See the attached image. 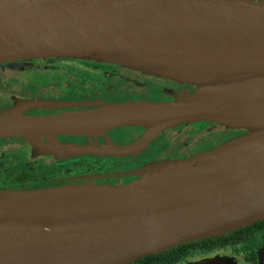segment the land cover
<instances>
[{"label": "water", "instance_id": "obj_1", "mask_svg": "<svg viewBox=\"0 0 264 264\" xmlns=\"http://www.w3.org/2000/svg\"><path fill=\"white\" fill-rule=\"evenodd\" d=\"M47 57L113 63L195 89L165 100L21 99L19 107L87 106L6 107L0 136L142 126L126 143L38 140L32 156L134 154L188 121L240 131L115 173L136 175L125 182L0 188V264H128L264 218V0H0V62ZM245 145L255 147L199 161Z\"/></svg>", "mask_w": 264, "mask_h": 264}, {"label": "flooded vegetation", "instance_id": "obj_2", "mask_svg": "<svg viewBox=\"0 0 264 264\" xmlns=\"http://www.w3.org/2000/svg\"><path fill=\"white\" fill-rule=\"evenodd\" d=\"M74 59L77 58L47 57L42 59L39 58V59L7 60L0 62V69L19 70V67L21 68L23 67V65H26L29 69L40 67L41 65L46 66L47 69H53V66L62 67L67 65V64H62L63 61L65 60H74ZM92 62H95L96 65L95 67L94 66L89 67V69H91V72L94 74L100 73L101 74L100 77L98 75V77L93 79L92 82L85 84L84 86L75 84L73 86H69L68 89L61 88V91L59 90L60 87L55 86L54 88L58 89L59 93H55V92L48 93L47 90H44L43 88L41 90V93L39 94L36 93V91H34L35 85H30L29 88L30 87L31 88L29 90H23V89L19 90L18 88L19 83L17 81L18 79L13 75H8L6 78L2 79L1 81V85L3 86L4 84L5 88L4 86L0 88V110L5 109L6 107L14 106L15 109L14 111L19 113V102H21V99H28V98L43 99L49 101L80 100L87 98L97 99V100H110L107 93H104V90L108 87L107 84L105 85L106 83L105 77L108 78L107 75L113 73L112 71H109L110 69L119 71V74H117L116 76L119 78V81L121 83L123 82L125 84L126 89H128L129 91H131V89H129V87L131 86L140 87L141 85L143 86L145 84L150 85V83H154V84L158 83L156 85L162 89L165 87L164 86L165 84L168 85L171 83H175V81L168 78H162L150 74H145L138 70L129 69L127 67H123L117 64L97 62V61H92ZM121 73H123L124 76H122ZM134 77H136L139 80L133 79ZM92 86L94 88L92 92L89 91L90 94L87 91H83L84 88L90 89ZM97 86L98 88H96ZM170 97H168V99ZM161 99H164V97H162ZM84 106L87 105H71V106H63V107H29L28 109H25L20 113L44 114L50 112H57L61 110L83 108ZM197 121H203L209 124L212 123L205 120H197ZM187 123L188 122H182L180 123V125ZM110 130H113V128ZM138 131L140 134L142 130L139 129ZM93 136L94 135L92 134H65V133L54 134V136L40 135L37 139L23 134L0 136V142H1L0 154L4 153L5 148H7L6 150H8L12 155H16V157L19 156L21 158L20 160L21 164H17L16 165L17 167L11 163V166L9 168L6 167L2 171H0V188H20L19 174L27 170L32 172L33 175L38 178V180L24 187H35V186L58 184V182L52 183L51 181L52 179H57L60 182L65 181L66 183V181L69 179H78V178L83 179L84 181H94L95 183L108 184L104 181H99L98 180L99 177L101 176V178H104L105 175H111L117 172L129 170L145 161H148V158L146 159L142 157L143 156L142 151L146 149L147 145L143 146L140 150H138L134 154L110 155V154L80 153V154H72L62 157H52L47 154H37L32 156L30 155V151L28 147V144L34 143L38 140L51 142V143L87 144V143L95 142L92 140ZM54 137L55 139L57 137L58 141L53 140ZM23 147L25 150H23ZM24 151L26 154L25 158H24ZM140 152H141V156H140ZM165 155L166 158H176V157L186 156L187 153H184L182 151H177V152L171 151L165 153ZM144 156H146L145 153ZM118 157H122V158L124 157V160L128 159L131 161L140 159V163L136 162L134 165H129L125 170H119V169L115 170L112 168L113 163L111 161L123 160ZM156 157H161V156L156 155ZM83 159H86V161L82 162ZM73 164L79 166V168L72 169ZM19 168H21L20 172H19ZM105 168H109V169H105ZM11 169L12 170L14 169L15 173H11L12 172ZM42 181H44L45 184H38L39 182ZM249 229L250 231L245 230V232L236 233L211 242H200L196 244H189L186 248L187 251L186 254L184 253L177 255L176 258L174 259H172L173 255H170V256H164L163 258L158 259V261L155 262L153 261L148 263V262L140 261L138 258L133 261V264H189L190 261L196 259H200V260L209 259L210 260L209 264H264V223L255 225L254 227H251ZM202 238L190 240V242H195L196 240ZM185 242H189V241H185Z\"/></svg>", "mask_w": 264, "mask_h": 264}, {"label": "rangeland", "instance_id": "obj_3", "mask_svg": "<svg viewBox=\"0 0 264 264\" xmlns=\"http://www.w3.org/2000/svg\"><path fill=\"white\" fill-rule=\"evenodd\" d=\"M23 64V63H21ZM62 64H67L65 66L55 67L53 69H47L46 66H40L36 68L29 69L26 65L23 67H19V70H1L0 69V88L3 86L1 85L2 79L6 78L8 75H13L16 77L19 83V90H29L30 85H35L34 91L36 93H41V90H47L48 93H59L61 88L68 89L69 86H73L75 84L84 86L93 81L96 77L101 76L100 73L94 74L91 72L89 67L96 65L95 62L90 60H65ZM112 74H108V78H106L107 88L104 90V93H107L108 97L111 101H124V100H133V99H146V100H165L170 97V92L174 93H182L184 91H192L195 87L189 83H180L175 82L168 85H164V88L158 87L154 83H150V85H141L138 86H131L129 89H126L125 84L119 81V78L116 76L119 74V71L110 69ZM2 75V76H1ZM124 76L123 73H121ZM121 76V77H122ZM133 79H137L134 77ZM139 80V79H137ZM18 85V84H16ZM45 85V86H43ZM131 85V84H129ZM60 87V89H55L54 87ZM99 86V85H98ZM98 86L96 88H98ZM93 86L90 89L84 88L83 91H87L89 93L93 91ZM33 90V89H31ZM58 90V91H56ZM73 91V90H71ZM103 91V90H102ZM165 91V92H164ZM90 94V93H89ZM164 97V99H161ZM29 107H19V111L22 112ZM113 130H110L112 129ZM110 129H104L101 132H96L92 138L93 141L100 143L103 141H111L114 143H126L130 142L135 139L139 135V129L142 130V126L140 125H119L115 127H111ZM240 130L236 128H225L217 123H206L203 121H188L187 124L180 125V123L165 127L161 129L152 139H150L144 146L146 149L142 151L143 158H148V160H152L157 158V156H161L162 158H166L165 153L168 152H177L182 151L184 153L191 154L195 151H200L209 147L214 146L215 144L230 138L237 134ZM54 136V135H52ZM109 136V137H108ZM126 136V137H125ZM105 137V138H104ZM125 137V138H124ZM53 140L58 141L57 137L53 138ZM91 140V139H90ZM116 140V141H115ZM123 140V141H120ZM1 143V142H0ZM13 144V143H12ZM155 145V146H154ZM0 154V171L5 169L6 167L9 168L11 163L15 166L17 164H21V158L16 155H12L8 150ZM23 150L24 147H23ZM144 153L146 156H144ZM25 151H24V158H25ZM141 156V152H140ZM139 156V157H140ZM123 160H113L111 161L112 168L117 170H125L129 165H134L136 162L140 163V159L136 160H128L124 157H118ZM86 159H83L82 162H85ZM145 161V160H144ZM69 165V164H67ZM17 167V166H16ZM79 166L73 164L72 169H78ZM109 169V168H105ZM10 171V170H9ZM11 173H15L14 169H11ZM21 168H19V172ZM136 175L131 173H122V174H111L105 175L104 178L99 177V181H104L106 183H115V182H125L135 178ZM52 183H65V181L60 182L57 179H52ZM84 181L83 179H69L67 182H74L80 183ZM94 182V181H92ZM95 183V182H94ZM38 184H45L44 181L39 182ZM209 259H196L189 262V264H209ZM128 264H133L130 262Z\"/></svg>", "mask_w": 264, "mask_h": 264}, {"label": "trees", "instance_id": "obj_4", "mask_svg": "<svg viewBox=\"0 0 264 264\" xmlns=\"http://www.w3.org/2000/svg\"><path fill=\"white\" fill-rule=\"evenodd\" d=\"M32 175H33V173L28 171V170L21 172L19 174V187L21 188V187L30 185V184L34 183V181L38 180L37 177H35L34 175L32 176ZM263 223H264V218H261L259 220H256V221L250 223V224H246V225L238 227L234 230H231L227 233L218 234V235L209 236V237H204L202 239L196 240L195 242H190V241L189 242H181L175 246L170 247L168 250H164V251L157 252V253H150V254H147L145 256H142L139 258V260L150 263L153 261L154 262L158 261V259L163 258L164 256H170V255H173L172 259H174V258H176L177 255L184 254V253L186 254V252H187L186 248L189 244H196V243H200V242H211V241L221 239V238H224V237L236 234V233L245 232V230L250 231L249 228L254 227L255 225L263 224Z\"/></svg>", "mask_w": 264, "mask_h": 264}, {"label": "bare ground", "instance_id": "obj_5", "mask_svg": "<svg viewBox=\"0 0 264 264\" xmlns=\"http://www.w3.org/2000/svg\"><path fill=\"white\" fill-rule=\"evenodd\" d=\"M252 147H255V145H245V146L236 147V148H233V149H230V150H227L225 152H221V153H218L215 155L205 156L202 159H200L199 161L216 159L218 157H221L224 155H229V154L240 152V151H244V150L250 149ZM171 168H174V166H170V165L161 166V169H171Z\"/></svg>", "mask_w": 264, "mask_h": 264}]
</instances>
